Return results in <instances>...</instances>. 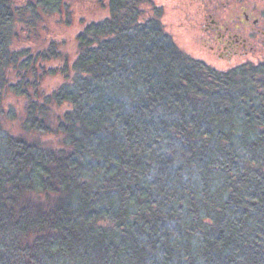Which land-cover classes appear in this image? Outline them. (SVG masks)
I'll return each mask as SVG.
<instances>
[{
    "label": "trees",
    "instance_id": "obj_1",
    "mask_svg": "<svg viewBox=\"0 0 264 264\" xmlns=\"http://www.w3.org/2000/svg\"><path fill=\"white\" fill-rule=\"evenodd\" d=\"M144 3L109 0L72 62L50 46L64 82L22 123L52 145L5 128L42 61L16 43L30 5L0 0V264H264V62L193 59Z\"/></svg>",
    "mask_w": 264,
    "mask_h": 264
},
{
    "label": "rangeland",
    "instance_id": "obj_2",
    "mask_svg": "<svg viewBox=\"0 0 264 264\" xmlns=\"http://www.w3.org/2000/svg\"><path fill=\"white\" fill-rule=\"evenodd\" d=\"M109 0H61L56 10L43 7L38 0H13V4L19 8L30 5L23 15V21L18 22L17 46L26 52L23 58L33 56L39 58L37 62V76L28 74L20 75L13 80L14 85L21 84L20 94L16 91L8 93L4 99L6 114L14 110L13 118L7 116L4 120L5 128L13 135L25 136L28 139H42L45 144L56 145L53 130L46 134L33 133L28 135L23 129L25 105L29 93L35 88L51 92L64 82L61 67L66 65L61 59L50 53V46L56 45L57 51L69 58L72 62L78 50V35L93 21L101 20L109 14ZM150 4L145 1L143 8L146 18L154 15L153 6L157 5L161 10V26L172 38L178 49L187 56L199 60L221 71L230 70L245 63L258 64L264 62V47L262 51L250 54L246 58H233L232 61H222L213 53L205 30V16L200 13L202 0H153ZM234 1V0H232ZM247 1V0H246ZM264 11V0H255ZM249 2V1H248ZM253 3L252 1L249 2ZM50 6V5H49ZM48 8V9H46ZM148 11V12H147ZM199 11L200 14L197 12ZM262 11V12H263ZM32 16V22L29 18ZM142 17V18H143ZM61 55V56H62ZM246 61V62H244ZM25 74V72H24ZM36 81L38 84H36ZM60 112L56 109L50 111L47 117ZM55 119L48 118L50 127H54Z\"/></svg>",
    "mask_w": 264,
    "mask_h": 264
},
{
    "label": "flooded vegetation",
    "instance_id": "obj_3",
    "mask_svg": "<svg viewBox=\"0 0 264 264\" xmlns=\"http://www.w3.org/2000/svg\"><path fill=\"white\" fill-rule=\"evenodd\" d=\"M145 1L154 3L153 0ZM248 1L253 3L249 4ZM202 2L200 13L205 16L204 26L210 48L222 61L229 62L235 57L246 58L252 53L262 51L264 11L257 1L202 0ZM153 11L154 15L151 17L161 24V10L154 5ZM197 13L200 14L199 11Z\"/></svg>",
    "mask_w": 264,
    "mask_h": 264
}]
</instances>
